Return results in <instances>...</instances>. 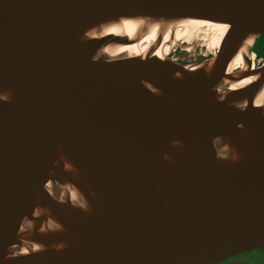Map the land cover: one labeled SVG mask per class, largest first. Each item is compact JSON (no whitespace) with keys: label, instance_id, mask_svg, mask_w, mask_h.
<instances>
[{"label":"water","instance_id":"1","mask_svg":"<svg viewBox=\"0 0 264 264\" xmlns=\"http://www.w3.org/2000/svg\"><path fill=\"white\" fill-rule=\"evenodd\" d=\"M126 18L228 28L201 70L155 56L163 32L145 56H108L129 38L93 35ZM261 36L264 0H0V264L263 250L264 64L229 74Z\"/></svg>","mask_w":264,"mask_h":264},{"label":"bare ground","instance_id":"2","mask_svg":"<svg viewBox=\"0 0 264 264\" xmlns=\"http://www.w3.org/2000/svg\"><path fill=\"white\" fill-rule=\"evenodd\" d=\"M227 28V25L224 24L196 19L182 20L181 22L167 25L165 23L153 22L146 19L126 18L116 22L115 24L103 27L99 31V34L101 35L95 33L93 36L99 37L113 35L125 36L129 38L131 41L130 44L108 46L105 49V53L110 57L145 56L156 45L159 34L163 32L162 44L154 47L153 52L155 56L165 59L168 58L169 53L171 52V45L169 44L172 41H184L186 43H191L198 40L202 33L207 39L206 44H208L209 49L214 51V55H216L226 34ZM253 41V39L246 41L240 48L239 53L230 64L229 74H233L237 70H246V57H249L251 60H255L250 51ZM194 67L192 69L202 68L201 70H204L203 64ZM253 80L254 77H250L236 84L230 85L229 87L231 89L243 88L250 84ZM255 105L264 107V87L258 94L255 100Z\"/></svg>","mask_w":264,"mask_h":264},{"label":"rangeland","instance_id":"3","mask_svg":"<svg viewBox=\"0 0 264 264\" xmlns=\"http://www.w3.org/2000/svg\"><path fill=\"white\" fill-rule=\"evenodd\" d=\"M203 37L204 34L202 33L199 36L198 40L193 41L191 43H186L184 41H179V42L172 41L169 44L171 45V50H170L171 52L169 53L168 57L182 64L191 65V66L193 65L197 66L198 64L201 63L204 64L208 61H211L214 58V51H211L209 49L208 44H206L207 39ZM256 42L257 45L255 46ZM256 42L254 43L255 47L253 52V56L255 59H257V55L255 54V51L259 54V56L264 57L263 56L264 36H262L260 40L257 39ZM161 44L162 42L160 43V45ZM255 62L256 61L254 60L253 63ZM251 253L252 254L238 255L220 264H264V251L259 250Z\"/></svg>","mask_w":264,"mask_h":264},{"label":"flooded vegetation","instance_id":"4","mask_svg":"<svg viewBox=\"0 0 264 264\" xmlns=\"http://www.w3.org/2000/svg\"><path fill=\"white\" fill-rule=\"evenodd\" d=\"M262 38V36L259 38V40ZM258 42V41H257ZM257 42L255 43V46L257 45ZM254 46V47H255ZM256 53V52H255ZM256 55H257V59H255V63H253V67L254 68H258V67H260V66H262L263 64H264V57H262V56H259L257 53H256ZM264 56V55H263ZM260 58V59H259ZM261 251H264V249L263 250H261ZM246 254H252V253H246Z\"/></svg>","mask_w":264,"mask_h":264},{"label":"trees","instance_id":"5","mask_svg":"<svg viewBox=\"0 0 264 264\" xmlns=\"http://www.w3.org/2000/svg\"><path fill=\"white\" fill-rule=\"evenodd\" d=\"M256 52V51H255ZM257 53V52H256ZM258 54V53H257ZM259 55V54H258ZM261 55V54H260Z\"/></svg>","mask_w":264,"mask_h":264},{"label":"snow or ice","instance_id":"6","mask_svg":"<svg viewBox=\"0 0 264 264\" xmlns=\"http://www.w3.org/2000/svg\"><path fill=\"white\" fill-rule=\"evenodd\" d=\"M224 27H226V26H224Z\"/></svg>","mask_w":264,"mask_h":264}]
</instances>
